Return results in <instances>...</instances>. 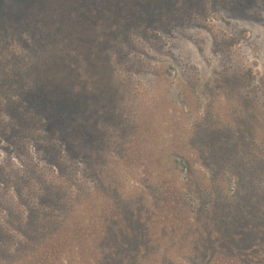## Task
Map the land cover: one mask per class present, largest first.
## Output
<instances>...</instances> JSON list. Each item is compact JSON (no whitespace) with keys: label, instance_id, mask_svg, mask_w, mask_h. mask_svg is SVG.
<instances>
[{"label":"rangeland","instance_id":"obj_1","mask_svg":"<svg viewBox=\"0 0 264 264\" xmlns=\"http://www.w3.org/2000/svg\"><path fill=\"white\" fill-rule=\"evenodd\" d=\"M85 1L0 0V56L20 58L30 48L24 36L37 38L58 14ZM183 4L157 10L183 25L146 31L168 41L131 87L153 124L148 135L130 140L140 160L117 159V186L98 181L117 213L99 260L264 264V0ZM73 202L67 220L86 215L78 206L86 200ZM132 225L141 228L140 238L128 237ZM89 235H80L59 264L87 260Z\"/></svg>","mask_w":264,"mask_h":264},{"label":"trees","instance_id":"obj_2","mask_svg":"<svg viewBox=\"0 0 264 264\" xmlns=\"http://www.w3.org/2000/svg\"><path fill=\"white\" fill-rule=\"evenodd\" d=\"M151 1L86 0L24 36L20 58L0 56V264H59L82 234L91 245L79 264H105L99 249L117 213L98 181L117 186V159L138 158L130 140L153 123L132 83L168 42L146 31L183 25L157 16L183 0ZM75 198L86 215L67 220Z\"/></svg>","mask_w":264,"mask_h":264},{"label":"flooded vegetation","instance_id":"obj_3","mask_svg":"<svg viewBox=\"0 0 264 264\" xmlns=\"http://www.w3.org/2000/svg\"><path fill=\"white\" fill-rule=\"evenodd\" d=\"M135 226L134 225H132V228H133V230H136L135 231V233H133V231H131V232H128L129 233V235H128V237L130 238V239H134V237H135V239H137V237L138 238H140L141 237V235H142V231L140 230L141 228H134ZM138 235V236H137Z\"/></svg>","mask_w":264,"mask_h":264}]
</instances>
